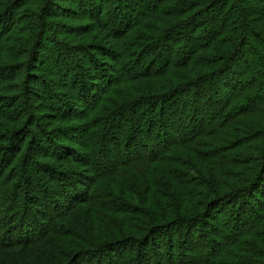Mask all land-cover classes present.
<instances>
[{
    "label": "trees",
    "instance_id": "trees-1",
    "mask_svg": "<svg viewBox=\"0 0 264 264\" xmlns=\"http://www.w3.org/2000/svg\"><path fill=\"white\" fill-rule=\"evenodd\" d=\"M47 60L81 148L0 116V264H264V0H0V103Z\"/></svg>",
    "mask_w": 264,
    "mask_h": 264
},
{
    "label": "rangeland",
    "instance_id": "rangeland-1",
    "mask_svg": "<svg viewBox=\"0 0 264 264\" xmlns=\"http://www.w3.org/2000/svg\"><path fill=\"white\" fill-rule=\"evenodd\" d=\"M59 23H62V22H59ZM59 31L60 30L57 28L54 31L57 36L60 35ZM44 45H46L49 48L53 47V43L50 40H45ZM46 62L47 63L44 65L46 67L47 75L45 76V80H43L44 82H42L44 84V86L34 88V89H36V90H34L36 92V94H35L36 96H34V95L32 96V99H34V102H35V104L33 105L34 108L28 107V108L24 109L23 108V102H21V100H20L21 98H18V96L11 97V98L7 99L9 101H7V102L4 101V102L0 103V116H4L5 114L8 113V111H13V109H14V111L12 112V113H14V116L15 115L20 116V115L25 113V115L28 116L29 118L35 119L37 121V125L40 124L44 127V129L46 128L45 131H47V130H51V127L53 126V125L50 126V124H49L50 119L48 118V116L53 115V117H56L58 120V121H55L56 123L54 125H56V128H53L54 131H51L52 135H49L54 140V143H56V144L61 143V145H64L65 147L79 151L81 148L80 145H81L82 140L80 139L81 135L77 132H82V131L79 130V128H78L79 126H77L76 124H69L67 122L68 115H67V113H65L66 111H64L65 109H67V107L65 108L61 102H58V100H56V101L52 100V98H51V94H52L51 92L52 91L60 92V96H61V93H63V95H64L65 92L67 93V95L72 96V94L75 95V90L70 86V79L67 77L68 76L67 74L63 73L62 71H58V69H57L58 67L55 65L52 66L50 60H47ZM39 70H40V68H39ZM41 71H43V70H41ZM9 75H12V73L2 72V74H1L2 78H0L1 79L0 84ZM45 85H46V87H45ZM23 95H24V93H23ZM24 96H21V97H24ZM49 96H50V100H49ZM15 100H16V103H14ZM84 108L85 107L83 105H80V106H78L77 109L83 110ZM24 111H26V112H24ZM124 125H125V128L130 126L127 124H124ZM71 127L72 128L75 127L74 128L75 132H73V134L71 132L70 135L72 137L69 136V138H68L66 135H64V132L67 131L68 128H71ZM40 128H41V126H40ZM80 129H82V128H80ZM36 130H37V128L28 127L27 133H30L29 135H33L32 133L35 134ZM27 135L28 134H25L26 137H31V136H27ZM37 138H39V137H37ZM140 138L142 139V141L145 144H147V146H148V144H150L147 136H142ZM22 139H25V138H22ZM47 140L48 139H44L45 142ZM43 143L44 142H42V144ZM121 147L122 148L124 147V142L121 143ZM113 149L114 148H111V150L107 153L108 154V160H110V161L115 160L114 159L115 157L113 155ZM145 152H146V150H145ZM145 152L142 151L141 153L144 154ZM83 153L85 154L86 152H83ZM51 154L53 155L54 153H51ZM1 156H3V155H1ZM32 157L34 159H37V155H32ZM66 158H67V156L63 157V159H66ZM1 160H2V157L0 158V161ZM44 161H46V163L54 164V165H57L59 167V162L57 164H55V163H52L51 160H49L51 163L47 160H44ZM64 166L67 167L68 164L65 162ZM51 184H53V185H51ZM51 184H50L51 187H53L56 191V186H55L56 184H54V183H51ZM57 200L59 201L60 199L58 198ZM2 204H3V201L0 200V206H2ZM127 257L129 258L131 256H127Z\"/></svg>",
    "mask_w": 264,
    "mask_h": 264
}]
</instances>
